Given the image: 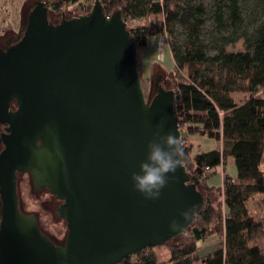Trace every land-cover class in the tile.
<instances>
[{"label":"water","instance_id":"1","mask_svg":"<svg viewBox=\"0 0 264 264\" xmlns=\"http://www.w3.org/2000/svg\"><path fill=\"white\" fill-rule=\"evenodd\" d=\"M52 13L39 1L16 43L0 49V264H120L187 232L205 204L201 181L184 164L158 200L134 190L155 134L182 139L176 93L158 76L147 101L120 10L108 19L96 0L89 15L56 26ZM26 174L62 202L63 246L21 211ZM173 220L181 232L170 230Z\"/></svg>","mask_w":264,"mask_h":264},{"label":"trees","instance_id":"2","mask_svg":"<svg viewBox=\"0 0 264 264\" xmlns=\"http://www.w3.org/2000/svg\"><path fill=\"white\" fill-rule=\"evenodd\" d=\"M39 1L54 14L67 18L69 14L71 19L89 15L96 2ZM99 1L106 16L120 10L126 23L151 19L129 30L137 44L140 78L141 51L151 38L166 32L175 62L167 76L176 93L180 129H186L187 137L201 135L222 143L214 151L196 155L193 145L184 147L187 172L201 181L205 204L187 232L166 245L169 264H264V249L255 243L264 238V17L246 20L240 0H215L209 13L202 5L181 0ZM256 9L264 14V0L257 2ZM208 16L216 33L209 45L202 41ZM152 18L158 23L156 31L150 25ZM177 28L184 32L183 43L177 42ZM240 41L244 51L227 50ZM258 89L262 93L254 97ZM234 95H246L247 100L239 105ZM229 158L235 161L237 179L224 175L220 188L209 187L208 179ZM207 168L210 172L204 176ZM250 202L256 204L259 216L253 214ZM215 235L224 236L223 243L201 256L199 244ZM153 249L120 264H159Z\"/></svg>","mask_w":264,"mask_h":264},{"label":"rangeland","instance_id":"3","mask_svg":"<svg viewBox=\"0 0 264 264\" xmlns=\"http://www.w3.org/2000/svg\"><path fill=\"white\" fill-rule=\"evenodd\" d=\"M215 0H181L182 3H190L194 6L202 5L205 10L209 13L214 6ZM244 11L246 20H255L264 17L261 15L259 10L256 9L257 2L259 0H240ZM39 0H0V49L6 48L8 46V41H13L16 43V38L20 31L26 26L28 15L36 8ZM68 17L70 19L71 16ZM63 17L56 15L54 13L50 16V21L53 25H58ZM67 18V17H66ZM206 24L202 31V41L205 44H210L212 39L215 37L214 22L208 16L206 18ZM157 22L154 18L150 22L152 31L158 29ZM132 25H128V29L131 30ZM177 42L183 43L185 41L184 32L181 28H177ZM162 39H168L166 32L161 33ZM170 39V38H169ZM168 39V40H169ZM156 46V48H153ZM146 48L143 54L148 56L149 62L155 63H145L144 70L141 73V80L143 89L146 94V99L149 101L153 98L155 82L158 76H163L167 82V86L172 90V84L168 80L167 73L174 68L173 61L169 57V52L166 54L162 53L164 46L162 45V50L159 48V44ZM159 48V49H158ZM246 49L243 41L233 44L227 48L229 52H241ZM158 51V52H157ZM237 104L241 105L247 100L246 95H234ZM5 132V127L0 125V137ZM183 133V132H182ZM184 138L187 139L189 147L193 145V154L197 153H208L214 151L218 148V141L215 139H210L201 135H194L187 137L184 134ZM3 150L2 143L0 142V153ZM231 173V171H230ZM207 184L209 187L220 188L223 185V177L220 169L217 170V174L212 175ZM19 187V198L21 211L25 215H35L38 219L39 226L44 233L56 246H63L66 242L68 230L66 221L59 218L56 213L60 208L61 204L55 197L46 191H36L32 182V178L29 174L21 175L18 179ZM254 215H257V207L254 202L249 204ZM224 236L215 235L209 238L207 241L199 244L200 255L204 256L215 249L219 244L223 243ZM174 240L172 243H176ZM210 243H214V246L210 248L207 247ZM256 244H263V239L255 242ZM154 253L158 258L159 264H169L171 259V252L168 246L156 247L153 249ZM194 264H201L200 262Z\"/></svg>","mask_w":264,"mask_h":264},{"label":"clouds","instance_id":"4","mask_svg":"<svg viewBox=\"0 0 264 264\" xmlns=\"http://www.w3.org/2000/svg\"><path fill=\"white\" fill-rule=\"evenodd\" d=\"M186 161L184 144L180 136L169 133L161 136L156 133L147 146L146 159L140 164L139 171L132 174L133 188L145 200L156 201L161 197L170 179L181 169ZM196 206L181 213L184 221L195 215ZM170 230L181 232L183 227L173 220Z\"/></svg>","mask_w":264,"mask_h":264},{"label":"crops","instance_id":"5","mask_svg":"<svg viewBox=\"0 0 264 264\" xmlns=\"http://www.w3.org/2000/svg\"><path fill=\"white\" fill-rule=\"evenodd\" d=\"M151 20V19H150ZM156 43H158L159 44V48H161V50H162V45L164 46V50L162 51V53H163V55H164V53L166 54L167 52H169V57H170V59L173 61V64L175 65V62H174V59H173V55H172V52H171V49H170V43H169V40L168 39H162L160 36H155V37H153V38H151L150 39V41H149V45L147 46V49H148V47H150V46H153V45H155ZM153 48H156V46H153ZM158 48V49H159ZM146 49V48H145ZM145 49H143L142 51H141V57H140V63H141V73H142V70H144V66H145V63H155V62H149L147 59H148V56L146 55V53H145V55L143 54V52H144V50ZM158 52V51H157ZM174 67V66H173ZM174 68H172V70H173ZM171 70V71H172ZM171 71H168V72H171ZM235 99V98H234ZM219 143V145H218V148L219 147H222V143L221 142H218ZM217 148V149H218ZM220 170H221V172H222V177L224 178V175H228V176H230L231 178H233V179H237V175H238V173H237V169H236V167H235V161L233 160V159H231V158H229L226 162H224L222 165H221V167L219 168ZM230 171H231V173H230ZM214 243H210L209 245H207V247L208 248H210L211 246H214L213 245ZM259 246L261 247V248H263L264 249V238H263V244L262 245H260L259 244Z\"/></svg>","mask_w":264,"mask_h":264},{"label":"built area","instance_id":"6","mask_svg":"<svg viewBox=\"0 0 264 264\" xmlns=\"http://www.w3.org/2000/svg\"><path fill=\"white\" fill-rule=\"evenodd\" d=\"M154 1H155V2H159L160 4H163V2H164V0H154ZM107 18L110 19L111 16H107ZM149 19H150V18H149ZM149 19H143V20H141V21H135V22H132V23H127V25L130 24V25H132V28L137 29V28H139V27H143V26H145V25L148 23ZM261 93H262V90L258 89L257 92L255 93V95H253V96H254V97H257V96H259ZM182 132H183V133H182ZM181 133L183 134V135H182V141H183L184 147H187L188 142H187V139L184 138V134L186 133V129L181 130ZM209 172H210V169L207 168L206 171L203 173L204 176H205L207 173H209Z\"/></svg>","mask_w":264,"mask_h":264},{"label":"flooded vegetation","instance_id":"7","mask_svg":"<svg viewBox=\"0 0 264 264\" xmlns=\"http://www.w3.org/2000/svg\"><path fill=\"white\" fill-rule=\"evenodd\" d=\"M8 46L6 48H8L9 46H11L13 44V41H8ZM62 205V202H59Z\"/></svg>","mask_w":264,"mask_h":264}]
</instances>
